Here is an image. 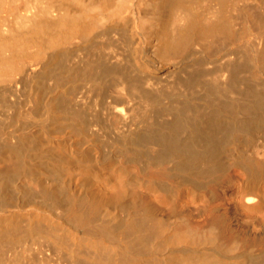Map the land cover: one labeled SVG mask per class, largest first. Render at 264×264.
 <instances>
[{"label":"bare ground","instance_id":"1","mask_svg":"<svg viewBox=\"0 0 264 264\" xmlns=\"http://www.w3.org/2000/svg\"><path fill=\"white\" fill-rule=\"evenodd\" d=\"M34 1L3 58L0 264L34 232L56 264H264V0Z\"/></svg>","mask_w":264,"mask_h":264},{"label":"rangeland","instance_id":"2","mask_svg":"<svg viewBox=\"0 0 264 264\" xmlns=\"http://www.w3.org/2000/svg\"><path fill=\"white\" fill-rule=\"evenodd\" d=\"M35 4V1L34 0H14L12 2V6L13 7H3L2 6V2L0 1V25L2 27H0V84H3L4 82H6V80L8 79V72L6 73L5 71H7L6 69V65L4 64V61H3V58L10 54H14V55H20V54H23L25 53V50L22 48V46L19 44V34H17V29H16V25H18L17 23H15V21H18L19 20V17L18 15L25 12L26 10L30 9L33 5ZM3 23H11L12 26H14L13 28V31L12 33L9 35V36H6L8 34L5 33V28H6V25L3 26ZM242 173V172H241ZM239 171H236V174H237V177L235 180L237 183H236V190H238L240 187H239V180L241 178L240 174H241ZM183 193V194H182ZM181 195L179 196V200H180V204L181 206L183 207H189L190 210L195 214V210L197 208V200H193L190 195H188L187 192H182ZM157 196L159 197H155V201L153 199H151L152 201H154L156 203V201H160L158 202L157 204H162L163 205V208L165 211H167V213H171V216L172 214L174 216H172L171 220L175 219V216H179V212H173L171 209H169L170 207L165 204L161 201H163V196H162V193H156ZM154 192H151L150 193V197L152 198V196L154 197ZM152 195V196H151ZM132 196V195H131ZM129 196L126 200L128 202V204L131 203L132 199H135L136 196ZM131 197V198H130ZM163 197V198H162ZM158 198V199H156ZM29 199V201H28ZM26 203L29 205L32 203V199L28 197ZM160 199V200H159ZM136 201L135 202H138L137 201V198L135 199ZM134 202V200H133ZM34 203V201H33ZM119 205H121V208H117L116 211H118L119 214H126L128 211H132V209L135 208V210L137 211L138 208L133 207L132 209L127 210V207H125L124 209L122 208V204H118L117 206L120 207ZM135 210H133L132 212H135ZM46 238H43L42 237H39L37 235L36 232H34L32 235L28 236V240H27V250H26V255L29 259H27L28 261L31 260V261H27V264H56V260L54 258V253L55 251L54 248L51 250L52 246L49 245V243L47 244L48 246H46ZM44 244H43V243ZM38 243H42L43 245H45V247L47 248H44L43 252H40L38 250ZM211 244V243H209ZM51 246V247H50ZM199 247H201V245H199ZM43 248V247H42ZM29 250V251H28ZM53 251V252H52ZM29 253V255L27 254ZM66 263V262H64Z\"/></svg>","mask_w":264,"mask_h":264}]
</instances>
